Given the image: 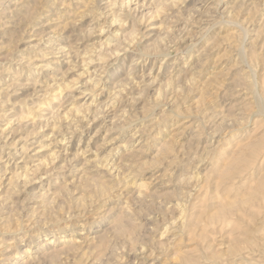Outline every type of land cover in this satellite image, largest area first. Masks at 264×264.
Masks as SVG:
<instances>
[{
    "label": "rangeland",
    "instance_id": "obj_1",
    "mask_svg": "<svg viewBox=\"0 0 264 264\" xmlns=\"http://www.w3.org/2000/svg\"><path fill=\"white\" fill-rule=\"evenodd\" d=\"M0 241L264 264V0H0Z\"/></svg>",
    "mask_w": 264,
    "mask_h": 264
},
{
    "label": "bare ground",
    "instance_id": "obj_2",
    "mask_svg": "<svg viewBox=\"0 0 264 264\" xmlns=\"http://www.w3.org/2000/svg\"><path fill=\"white\" fill-rule=\"evenodd\" d=\"M163 7H164V6H163ZM158 9L160 10V9H162V7H161V8H158ZM157 12H158V11H157ZM120 14H121V13H120ZM156 16H157V15H156ZM113 17H114V16H113ZM115 17H117V15H115ZM258 96H259V94H258ZM18 174H19V173H18ZM15 177H16V176H15ZM9 179L11 180L10 177H9ZM13 179H14V178H12V181H13ZM15 180H16V179H15ZM15 180H14V181H15ZM15 182H16V181H15ZM141 183H142V182H141ZM11 185H12V184H11ZM11 185H10V186H11ZM13 185H14V184H13ZM143 185H144V183H143ZM181 194H182V193H181ZM70 216H71V215H70ZM51 217H52V216H51ZM63 217H64V216H63ZM59 218H60V217H59ZM56 219H57V218H56ZM62 219H63V218H62ZM47 220H48L47 222H49V219H47ZM54 220H55V218H54ZM58 220H59V219H58ZM45 223H46V221H45ZM54 223H55V222H54ZM47 224H48V223H47ZM50 225H51V224H50ZM54 225H55V224H54ZM56 227H57V226H56ZM5 228H6V227H5ZM59 228H60V227H59ZM61 229H62V228H61ZM7 230H8V229H7ZM58 230H59V229H58ZM169 230H170V229H169ZM55 231H56V230H55ZM59 232H60V231H59ZM168 232H169V231H168ZM95 236H96V235H95ZM48 239H49V238H48ZM54 239H56V238L53 237L52 240H54ZM46 240H47V238H46L44 241H46ZM59 240H60V239H59ZM0 242H1V241H0ZM46 243H48V241H47ZM49 243H50V242H49ZM42 246H43V245H42ZM67 246H68V245H67ZM23 251H24V252H27V248L25 247ZM7 254H8V253H7ZM4 255H5V254H4ZM15 255H16V253H15ZM22 255H23V253H22ZM24 255H25V254H24ZM24 255H23L22 257H21V256H20V257H19V256H18V257H14V256L11 257V256L6 255L5 258L9 260V261L7 260V261L9 262V264H24V263L27 262V259H26L27 256L24 257ZM0 257H2V256H0ZM14 258H18V260L16 259V260L14 261ZM33 259H34V258H33Z\"/></svg>",
    "mask_w": 264,
    "mask_h": 264
}]
</instances>
